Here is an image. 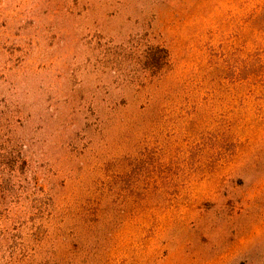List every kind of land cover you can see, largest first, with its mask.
<instances>
[{"label": "rangeland", "instance_id": "1", "mask_svg": "<svg viewBox=\"0 0 264 264\" xmlns=\"http://www.w3.org/2000/svg\"><path fill=\"white\" fill-rule=\"evenodd\" d=\"M0 264H264V0H0Z\"/></svg>", "mask_w": 264, "mask_h": 264}, {"label": "trees", "instance_id": "2", "mask_svg": "<svg viewBox=\"0 0 264 264\" xmlns=\"http://www.w3.org/2000/svg\"><path fill=\"white\" fill-rule=\"evenodd\" d=\"M158 59H160V57Z\"/></svg>", "mask_w": 264, "mask_h": 264}]
</instances>
